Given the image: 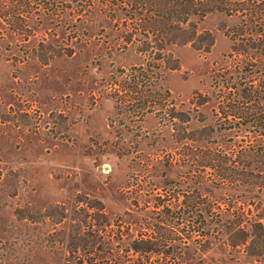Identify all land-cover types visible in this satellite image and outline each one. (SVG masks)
<instances>
[{
	"label": "rangeland",
	"instance_id": "1",
	"mask_svg": "<svg viewBox=\"0 0 264 264\" xmlns=\"http://www.w3.org/2000/svg\"><path fill=\"white\" fill-rule=\"evenodd\" d=\"M112 13L99 4L80 16L40 11L14 36L0 25V264L85 262L89 255L79 259L73 248L77 235L84 245L89 215L124 230L134 217L156 215L150 198L168 199L167 188L178 201L188 189L220 201L232 194L200 186V131L220 117L211 112L212 75L230 49L223 29L236 19L191 17L199 33L212 35L210 50L171 45L154 69L143 66L137 42L123 48L125 20ZM141 66L152 81L142 92L128 80ZM240 134L239 146L223 144L232 155L250 146L242 138L249 131ZM225 238L211 239L205 262L264 264V255L232 250Z\"/></svg>",
	"mask_w": 264,
	"mask_h": 264
},
{
	"label": "trees",
	"instance_id": "2",
	"mask_svg": "<svg viewBox=\"0 0 264 264\" xmlns=\"http://www.w3.org/2000/svg\"><path fill=\"white\" fill-rule=\"evenodd\" d=\"M97 4L122 15L123 48L137 42L136 51L146 59L143 66L154 69L160 67L163 52L171 45L191 43L197 49L210 50L212 35L199 33L191 17L221 12L236 19L223 29L230 49L222 55L224 67L212 75L217 105L211 112L220 117L200 131L204 144L200 147V186H224L232 194L220 201L210 190L188 189L178 201L167 188L168 199L150 198L159 209L156 215L150 211L148 218L134 217L124 230L111 229L107 222L97 224L98 217L92 213L84 245L79 247L77 235L73 248L77 257L82 252L89 260L75 264H210L203 254L219 234L226 236L230 249L240 248L260 260L264 255V0H0V25L14 36L23 34L28 20L40 11L56 17L70 12L80 16ZM199 37L202 43L196 47L193 42ZM137 68L130 70L128 80L140 91L152 81L142 66ZM241 131H249L242 138H250V146L236 149L232 155V148L227 150L223 144L239 146ZM130 253L136 259L128 262Z\"/></svg>",
	"mask_w": 264,
	"mask_h": 264
}]
</instances>
